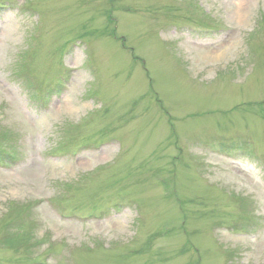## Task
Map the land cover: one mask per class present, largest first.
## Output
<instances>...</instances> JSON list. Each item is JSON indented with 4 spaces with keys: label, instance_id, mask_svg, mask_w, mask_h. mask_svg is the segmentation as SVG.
Listing matches in <instances>:
<instances>
[{
    "label": "rangeland",
    "instance_id": "rangeland-1",
    "mask_svg": "<svg viewBox=\"0 0 264 264\" xmlns=\"http://www.w3.org/2000/svg\"><path fill=\"white\" fill-rule=\"evenodd\" d=\"M26 1L33 5L15 0L0 10V145L10 152L17 141L22 159L0 168V264H36L44 256L45 264H264V228L239 235L219 227L247 214L237 208L245 198L251 204L255 197L264 217V0L33 1L38 28L52 29L48 40L40 34L42 53L31 68L38 78L51 80L62 70L58 61L48 74L44 66L63 37L88 32L90 44L103 37L96 52L88 48L92 74L82 51L68 58L78 71L47 110L21 83L33 90L46 84L12 73L34 33L36 16ZM90 15H99L97 24ZM191 18L227 28L212 33L199 22L166 32L170 21ZM126 47L142 64L120 56ZM89 74L90 93L103 89L105 105L84 96ZM112 136L121 138V150L115 142L99 151L79 146ZM206 141L236 152L243 163L196 152ZM66 149L80 151L58 159L48 154ZM62 191L67 210L51 203L65 197ZM32 202L38 203L34 235L29 227L8 229L20 206ZM72 213L107 217L86 223L61 217ZM173 227L169 236L159 233Z\"/></svg>",
    "mask_w": 264,
    "mask_h": 264
},
{
    "label": "trees",
    "instance_id": "trees-1",
    "mask_svg": "<svg viewBox=\"0 0 264 264\" xmlns=\"http://www.w3.org/2000/svg\"><path fill=\"white\" fill-rule=\"evenodd\" d=\"M1 147V146H0Z\"/></svg>",
    "mask_w": 264,
    "mask_h": 264
}]
</instances>
